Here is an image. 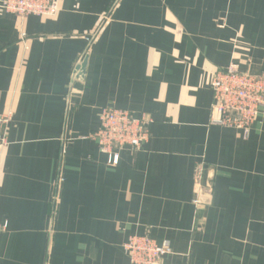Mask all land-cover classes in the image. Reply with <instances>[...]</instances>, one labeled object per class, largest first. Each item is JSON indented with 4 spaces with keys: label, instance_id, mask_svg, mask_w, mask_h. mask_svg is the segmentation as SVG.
<instances>
[{
    "label": "crops",
    "instance_id": "obj_1",
    "mask_svg": "<svg viewBox=\"0 0 264 264\" xmlns=\"http://www.w3.org/2000/svg\"><path fill=\"white\" fill-rule=\"evenodd\" d=\"M87 56L82 82H71ZM264 73V0H58L54 16L0 10V264H264V109L244 138L210 123L211 73ZM111 106L151 119L140 149L89 136ZM207 195L193 204V172Z\"/></svg>",
    "mask_w": 264,
    "mask_h": 264
},
{
    "label": "built area",
    "instance_id": "obj_2",
    "mask_svg": "<svg viewBox=\"0 0 264 264\" xmlns=\"http://www.w3.org/2000/svg\"><path fill=\"white\" fill-rule=\"evenodd\" d=\"M0 10L18 18L54 16L58 11V0H0ZM209 87L213 98L210 123L235 129L247 138L252 124L264 109V73L252 74L230 65L211 73ZM10 122V113H0V150L8 145ZM150 124L151 119L147 116L135 117L128 110L106 106L100 110L98 128L89 137L108 154V162L116 165L119 149L127 147L137 151L147 141ZM193 181L192 202L198 204L210 190L201 162L194 168ZM6 228V222L0 221V232ZM124 251L129 264H161L170 248L148 236L133 235L124 243Z\"/></svg>",
    "mask_w": 264,
    "mask_h": 264
},
{
    "label": "water",
    "instance_id": "obj_3",
    "mask_svg": "<svg viewBox=\"0 0 264 264\" xmlns=\"http://www.w3.org/2000/svg\"><path fill=\"white\" fill-rule=\"evenodd\" d=\"M86 63H87V56L84 55L83 57H81V59L77 62V64L74 67L71 77L72 83L74 81H79V82L83 81L85 75Z\"/></svg>",
    "mask_w": 264,
    "mask_h": 264
}]
</instances>
